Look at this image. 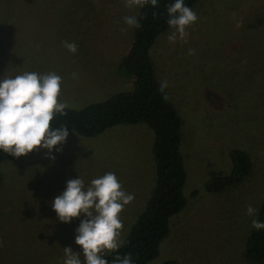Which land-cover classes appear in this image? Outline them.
Segmentation results:
<instances>
[{
  "label": "rangeland",
  "instance_id": "374dc122",
  "mask_svg": "<svg viewBox=\"0 0 264 264\" xmlns=\"http://www.w3.org/2000/svg\"><path fill=\"white\" fill-rule=\"evenodd\" d=\"M18 5L0 11V33L6 30L0 77L54 72L62 77L60 102L76 110L133 90L120 70L134 29L123 18L137 17L139 7L127 8L125 0ZM192 10L199 19L187 30V42L169 43V29L152 51L156 80L168 82L165 94L185 122L188 174L186 207L171 219V234L153 264H251L244 240L256 216L246 207L257 208L264 194V0H202ZM63 41L75 42L78 51L70 53ZM153 142L146 125H122L95 138L69 133L57 146L61 151L34 150L1 164L0 264H64L65 247L85 264L75 237L86 217L63 223L51 205L68 180L82 178L86 190L107 172L135 197L120 213L124 242L155 187ZM236 148L250 153L252 175L225 192L208 193L209 180L231 173L229 153Z\"/></svg>",
  "mask_w": 264,
  "mask_h": 264
},
{
  "label": "trees",
  "instance_id": "16d2710c",
  "mask_svg": "<svg viewBox=\"0 0 264 264\" xmlns=\"http://www.w3.org/2000/svg\"><path fill=\"white\" fill-rule=\"evenodd\" d=\"M202 0H184L193 9ZM22 0H0V11L15 9ZM175 0H158V6L139 8L140 27L133 29V44L124 57L120 70L133 81V90L118 93L104 102L91 103L83 109L66 108L67 115L57 114L51 122L53 128L65 125L69 133L84 138H95L122 125H146L154 132L153 161L156 181L145 210L138 216L122 246L104 257L112 264L117 255L131 254L132 264H153L160 245L171 234V219L181 213L187 204L184 187L188 174L182 154L184 119L173 103L163 99L159 91L152 59L153 47L158 38L169 31L167 6ZM8 22L5 19L4 24ZM6 28V27H5ZM4 30L3 32H5ZM0 38L4 41V34ZM0 39V42H1ZM0 56L6 58V52ZM14 156L0 150V165ZM232 171L224 177H215L206 185L208 193L217 195L245 182L253 173L254 162L244 149L229 153ZM6 178L0 170V190ZM264 187V184H263ZM262 194V193H261ZM256 219L264 222V194L259 203ZM244 257L251 264H264V229L249 230ZM164 264H179L168 261Z\"/></svg>",
  "mask_w": 264,
  "mask_h": 264
},
{
  "label": "clouds",
  "instance_id": "9594fccd",
  "mask_svg": "<svg viewBox=\"0 0 264 264\" xmlns=\"http://www.w3.org/2000/svg\"><path fill=\"white\" fill-rule=\"evenodd\" d=\"M149 4L157 7L158 0H125L127 8H143ZM167 14V24L172 30L167 36L168 42L175 43L179 38L186 43L187 30L198 21L197 14L184 0L168 5ZM123 20L128 28L140 27L136 16H125ZM62 43L70 53L78 51L75 42ZM188 55H195V49H189ZM73 76L75 78V74ZM61 84L62 77L54 72H24L14 78L0 77V150L17 158L34 150L47 149L49 154L54 149L62 150L57 146L66 142L69 131L65 125L51 126L57 114L67 115V104L59 100ZM167 87L168 82L161 81L159 91L164 93ZM163 99L167 100V95ZM49 158L55 159L54 156ZM134 198L122 189L115 173L107 172L93 179L86 190L82 178L68 180L66 190L55 197L51 206L63 223H71L81 215L86 217L76 229L75 243L82 249L85 264H108L105 254L117 251L123 244L120 213ZM246 212L256 216L258 209L247 205ZM252 227L264 229V222L253 219ZM63 251L64 264H81L78 252H73L71 247ZM112 264H132L131 254L117 255Z\"/></svg>",
  "mask_w": 264,
  "mask_h": 264
}]
</instances>
